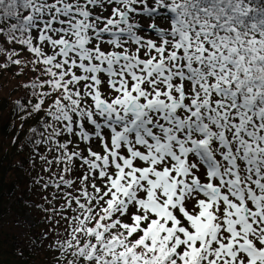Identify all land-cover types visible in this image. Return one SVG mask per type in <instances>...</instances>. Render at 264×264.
Listing matches in <instances>:
<instances>
[{"label": "snow or ice", "instance_id": "1", "mask_svg": "<svg viewBox=\"0 0 264 264\" xmlns=\"http://www.w3.org/2000/svg\"><path fill=\"white\" fill-rule=\"evenodd\" d=\"M7 71L48 264H264V0H0Z\"/></svg>", "mask_w": 264, "mask_h": 264}, {"label": "trees", "instance_id": "2", "mask_svg": "<svg viewBox=\"0 0 264 264\" xmlns=\"http://www.w3.org/2000/svg\"><path fill=\"white\" fill-rule=\"evenodd\" d=\"M13 71L0 73V264H48L51 254L31 244L41 237L46 224L44 217L40 218L44 222L37 221L36 229L39 230L31 234L29 242L5 229L6 223L2 221L11 208L16 212L21 209V215L25 205L36 204V200L40 203V196L44 194L40 192L37 196V191L33 190L37 186L34 179L43 173L37 165L39 162L33 167L29 150L20 148V142L25 137L18 128L19 121L11 115V101L22 94L17 86L28 78L14 76ZM13 140L16 142L13 143ZM30 232L27 231L28 234Z\"/></svg>", "mask_w": 264, "mask_h": 264}, {"label": "rangeland", "instance_id": "3", "mask_svg": "<svg viewBox=\"0 0 264 264\" xmlns=\"http://www.w3.org/2000/svg\"><path fill=\"white\" fill-rule=\"evenodd\" d=\"M37 165L40 166L39 163ZM34 189L35 191H37V196L38 193L42 192L39 185L35 186L33 190ZM35 203L36 204H30L29 206L25 205L21 215H19L21 209H18V211L16 212L14 208H11L9 213L6 215V218H4L5 220H2L6 223L5 226L7 227L5 229L13 232L14 234H17L18 238L23 240L24 242H29V238L34 234V231L39 230L36 229L37 221H43L40 220V218L45 216L42 210L37 207V205L45 204L43 199L40 203L37 200L35 201ZM45 206L47 207V205ZM7 218H9V220ZM28 230L31 231L29 234L27 233ZM31 244L33 247H37L44 252L47 251V249L42 246L41 239L33 240Z\"/></svg>", "mask_w": 264, "mask_h": 264}]
</instances>
